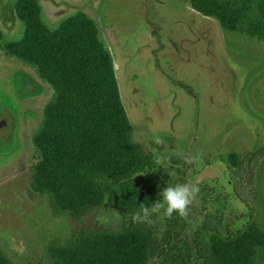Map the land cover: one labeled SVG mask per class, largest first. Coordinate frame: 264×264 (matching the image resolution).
<instances>
[{
    "label": "rangeland",
    "instance_id": "374dc122",
    "mask_svg": "<svg viewBox=\"0 0 264 264\" xmlns=\"http://www.w3.org/2000/svg\"><path fill=\"white\" fill-rule=\"evenodd\" d=\"M15 1L0 0V250L12 264H53L88 233L128 227L135 213L109 197L60 211L51 194L32 188V138L55 94L33 65L6 49L24 31ZM35 1L51 30L78 11L94 21L113 60L131 141L155 160L135 177L156 201L165 187L182 184L185 157L203 153L184 172V181L199 186L189 213H196L191 232L204 234L203 252L229 233L255 227L264 234V0H216L236 13L229 27L191 0ZM152 218L163 242L167 217L161 210ZM170 258L152 264H176ZM248 264H264V247Z\"/></svg>",
    "mask_w": 264,
    "mask_h": 264
},
{
    "label": "trees",
    "instance_id": "16d2710c",
    "mask_svg": "<svg viewBox=\"0 0 264 264\" xmlns=\"http://www.w3.org/2000/svg\"><path fill=\"white\" fill-rule=\"evenodd\" d=\"M190 4L202 14L216 15L224 26L234 24L236 13L220 7L216 0H191ZM13 8L24 31L6 49L33 65L55 94L32 138L37 152L34 191L51 194L60 211H81L102 204L105 197L131 214L142 203L151 207L155 194L135 175L153 169L155 160L131 141L113 60L94 21L78 11L51 30L42 21L35 0H16ZM184 161L178 179L182 184L188 183L184 181L188 162ZM195 215L189 213L185 220L174 213L167 218L163 242L155 238V227L133 220L116 232L88 233L63 249L53 264H152L168 256L176 264L200 259L205 264H248L256 250L264 247V234L253 227L213 239L208 255L203 252L202 233L191 232ZM0 264H12L1 250Z\"/></svg>",
    "mask_w": 264,
    "mask_h": 264
},
{
    "label": "clouds",
    "instance_id": "9594fccd",
    "mask_svg": "<svg viewBox=\"0 0 264 264\" xmlns=\"http://www.w3.org/2000/svg\"><path fill=\"white\" fill-rule=\"evenodd\" d=\"M156 143L159 144L161 141L157 139ZM202 157L203 153L199 157H185V159L188 163H193L196 160L202 162ZM157 163H159V160H157ZM198 192V183L167 186L161 193V200L154 202L151 207L142 203L140 209L133 215L132 220L134 223L152 227L155 225V220L152 218L153 215L160 214L161 210H163V215L169 219L172 218L174 213H177L182 219L187 220L189 217V206L193 203Z\"/></svg>",
    "mask_w": 264,
    "mask_h": 264
},
{
    "label": "flooded vegetation",
    "instance_id": "af4514ba",
    "mask_svg": "<svg viewBox=\"0 0 264 264\" xmlns=\"http://www.w3.org/2000/svg\"><path fill=\"white\" fill-rule=\"evenodd\" d=\"M2 127V129H1V131H3L4 129H3V127H4V124H2L1 122H0V128Z\"/></svg>",
    "mask_w": 264,
    "mask_h": 264
},
{
    "label": "water",
    "instance_id": "95a60500",
    "mask_svg": "<svg viewBox=\"0 0 264 264\" xmlns=\"http://www.w3.org/2000/svg\"><path fill=\"white\" fill-rule=\"evenodd\" d=\"M3 124V123H2ZM4 128V127H3ZM0 132H1V129H0Z\"/></svg>",
    "mask_w": 264,
    "mask_h": 264
}]
</instances>
